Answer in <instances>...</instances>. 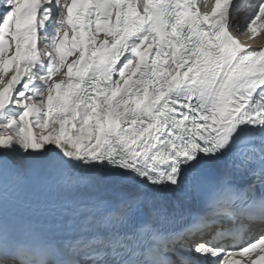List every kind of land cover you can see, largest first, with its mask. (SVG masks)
<instances>
[{"label":"snow or ice","instance_id":"snow-or-ice-1","mask_svg":"<svg viewBox=\"0 0 264 264\" xmlns=\"http://www.w3.org/2000/svg\"><path fill=\"white\" fill-rule=\"evenodd\" d=\"M262 30L264 0H0V264H264Z\"/></svg>","mask_w":264,"mask_h":264},{"label":"bare ground","instance_id":"bare-ground-1","mask_svg":"<svg viewBox=\"0 0 264 264\" xmlns=\"http://www.w3.org/2000/svg\"><path fill=\"white\" fill-rule=\"evenodd\" d=\"M244 14H242V16H243ZM247 34L248 33H245L244 35H246L247 36ZM260 36V39H262V38H264V30L261 32V34L259 35ZM7 78V77H6ZM5 78V79H6ZM0 87H2V85H0ZM39 128H36L35 126H33V131L34 132H36L37 133V130H38Z\"/></svg>","mask_w":264,"mask_h":264},{"label":"rangeland","instance_id":"rangeland-1","mask_svg":"<svg viewBox=\"0 0 264 264\" xmlns=\"http://www.w3.org/2000/svg\"><path fill=\"white\" fill-rule=\"evenodd\" d=\"M39 132H40V129L37 130V133H39Z\"/></svg>","mask_w":264,"mask_h":264}]
</instances>
